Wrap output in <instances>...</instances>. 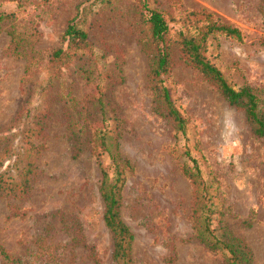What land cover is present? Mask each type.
<instances>
[{
  "label": "rangeland",
  "instance_id": "obj_1",
  "mask_svg": "<svg viewBox=\"0 0 264 264\" xmlns=\"http://www.w3.org/2000/svg\"><path fill=\"white\" fill-rule=\"evenodd\" d=\"M156 1L164 10L202 8L237 27L242 42L213 36L207 54L234 87H251L264 109V0ZM78 11L92 56L74 61L43 90L41 68ZM148 72L135 0H0V136L39 148L28 195L0 198V246L14 260L114 264L98 189L101 170L111 181L115 155L132 166L120 219L133 235V264H166L169 257L172 264H222L191 227L193 190L181 174L186 147L207 185L217 233L221 222L247 246L253 264H264V138L253 137L241 111L172 47L162 81L185 123L180 136L160 114ZM34 128L42 133L34 136ZM102 131L105 151L95 142ZM75 134L81 151L72 157L67 138ZM0 264L16 263L0 255Z\"/></svg>",
  "mask_w": 264,
  "mask_h": 264
},
{
  "label": "trees",
  "instance_id": "obj_2",
  "mask_svg": "<svg viewBox=\"0 0 264 264\" xmlns=\"http://www.w3.org/2000/svg\"><path fill=\"white\" fill-rule=\"evenodd\" d=\"M135 1L139 21L146 32L149 44V81L157 96L160 114L171 122L174 130L184 137V120L173 107L169 91L162 81V75L169 68L172 47H176L185 65L199 73L218 91L228 106L241 111L243 120L253 137L264 138V109L261 99L249 86L234 87L207 54L211 37L222 36L240 43L243 40L242 32L202 8L183 11L175 8L164 10L158 7L156 0ZM78 17L79 11L68 20L60 35L59 46L50 52L41 68V76L45 83L43 90L74 61L92 56L91 44L87 40L85 29L78 25ZM97 104L101 108V100H97ZM46 115L43 110L36 114L34 125L41 127L42 119ZM31 132L34 136L42 133L39 128H34ZM80 138L79 134L67 138L73 140L72 157H76L81 151ZM105 138L106 133L102 131L95 140L103 151L106 145ZM17 143V146L13 145L11 135L0 136V198H24L30 191V184L35 174L33 160L39 148L22 141ZM21 144L24 146L21 147ZM182 156L187 162L181 166V174L188 180L193 190L190 222L194 236L203 248L220 254L222 264H253L247 246L225 232L221 222L218 224L221 234L217 233L218 228L214 225L212 217L214 212L208 188L201 177L197 162L190 156L186 147L182 151ZM109 159L111 181H107V174L101 170L102 181L98 189L102 202L101 220L111 236L113 263L133 264L130 252L133 235L120 219L121 189L125 182V173H130L132 166L126 159L115 155H111ZM5 162L8 171H1ZM76 236H80L79 230H76ZM0 255L9 263L30 264V262L14 260L1 246ZM172 262L173 258L169 257L166 260V264Z\"/></svg>",
  "mask_w": 264,
  "mask_h": 264
}]
</instances>
